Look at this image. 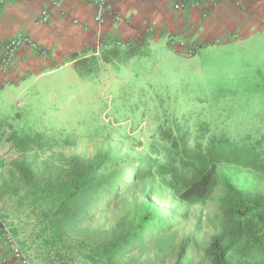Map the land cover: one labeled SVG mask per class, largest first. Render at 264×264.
Returning <instances> with one entry per match:
<instances>
[{
    "label": "rangeland",
    "instance_id": "1",
    "mask_svg": "<svg viewBox=\"0 0 264 264\" xmlns=\"http://www.w3.org/2000/svg\"><path fill=\"white\" fill-rule=\"evenodd\" d=\"M125 49L109 63L102 54L83 63L94 70L86 82L77 76L27 94L0 93V237L6 244L7 229L31 264H104L99 240L121 234L145 207L161 224L117 264H208L204 252L227 222L225 184L264 186L263 46L215 43L189 56L166 45ZM131 50L142 53L126 57ZM182 144L224 161L199 204L180 202L155 177ZM144 159L164 169L145 176ZM80 162L109 178L121 174L120 192L103 215L67 224L58 214L59 183Z\"/></svg>",
    "mask_w": 264,
    "mask_h": 264
},
{
    "label": "crops",
    "instance_id": "2",
    "mask_svg": "<svg viewBox=\"0 0 264 264\" xmlns=\"http://www.w3.org/2000/svg\"><path fill=\"white\" fill-rule=\"evenodd\" d=\"M104 2L101 8L90 0H0V57L6 43L27 40L0 70V93L67 85L78 76L77 60L111 50L166 45L189 56L215 43L264 47V0H222L187 11L173 10L169 0ZM0 264H18L1 237Z\"/></svg>",
    "mask_w": 264,
    "mask_h": 264
},
{
    "label": "trees",
    "instance_id": "3",
    "mask_svg": "<svg viewBox=\"0 0 264 264\" xmlns=\"http://www.w3.org/2000/svg\"><path fill=\"white\" fill-rule=\"evenodd\" d=\"M132 51L126 57L135 56L136 53ZM117 54L119 52L111 50L101 56V61L109 63L112 59L116 60ZM96 60L95 56L77 60L76 74L80 78L92 76L93 67L84 66L83 63ZM170 158L172 160L165 174L155 175L161 186L182 203L194 205L206 201L217 185L219 167L224 164L223 158L200 146L191 148L188 144H182L177 155L173 154ZM112 162L117 160L105 161V167L112 165ZM138 163L142 164L145 176L153 177L152 170L164 169L157 160L144 159ZM72 171L59 183L56 198L58 214L64 223H71L73 217L84 223V218L91 213L101 216L111 205L108 203L111 195L114 200L118 199L120 191L115 185L122 177L121 174L110 178L103 176L102 167H93L87 162L76 164ZM225 188L222 210L223 215L227 216V222L225 228L211 238L204 257L208 264H264V186L238 189L225 184ZM134 215L121 234L99 240L98 249L104 264H117V257L122 251L147 242V230L161 224L158 222L160 218L153 216L146 207ZM121 217V221H124L125 218ZM153 229L150 233L156 231Z\"/></svg>",
    "mask_w": 264,
    "mask_h": 264
},
{
    "label": "built area",
    "instance_id": "4",
    "mask_svg": "<svg viewBox=\"0 0 264 264\" xmlns=\"http://www.w3.org/2000/svg\"><path fill=\"white\" fill-rule=\"evenodd\" d=\"M99 7H105L104 0H90ZM171 7L175 11L197 10L201 6L211 7L220 3L222 0H169ZM27 40L16 38L4 45L2 56L0 57V70H3L9 63L12 54ZM123 47V46H121ZM4 236L7 247L13 259L18 264H31L29 258L22 252L19 244L14 240L7 229H4Z\"/></svg>",
    "mask_w": 264,
    "mask_h": 264
}]
</instances>
